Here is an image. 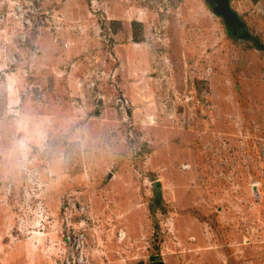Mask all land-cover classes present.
<instances>
[{
    "label": "rangeland",
    "instance_id": "obj_1",
    "mask_svg": "<svg viewBox=\"0 0 264 264\" xmlns=\"http://www.w3.org/2000/svg\"><path fill=\"white\" fill-rule=\"evenodd\" d=\"M157 261L264 264V50L204 0H0V264Z\"/></svg>",
    "mask_w": 264,
    "mask_h": 264
},
{
    "label": "water",
    "instance_id": "obj_2",
    "mask_svg": "<svg viewBox=\"0 0 264 264\" xmlns=\"http://www.w3.org/2000/svg\"><path fill=\"white\" fill-rule=\"evenodd\" d=\"M211 10L220 16L234 39H246L248 26L243 21L241 15L232 7L231 0H204ZM152 264H165L163 261H157Z\"/></svg>",
    "mask_w": 264,
    "mask_h": 264
},
{
    "label": "trees",
    "instance_id": "obj_3",
    "mask_svg": "<svg viewBox=\"0 0 264 264\" xmlns=\"http://www.w3.org/2000/svg\"><path fill=\"white\" fill-rule=\"evenodd\" d=\"M210 8V7H209ZM211 9V8H210ZM228 31V30H227ZM229 33V31H228ZM246 38L248 39H252L253 40V46L257 49H261L264 50V42H262L258 36H254L252 35L249 31H247V34L245 35ZM153 260H157L158 257L157 256H153L152 257Z\"/></svg>",
    "mask_w": 264,
    "mask_h": 264
},
{
    "label": "built area",
    "instance_id": "obj_4",
    "mask_svg": "<svg viewBox=\"0 0 264 264\" xmlns=\"http://www.w3.org/2000/svg\"><path fill=\"white\" fill-rule=\"evenodd\" d=\"M70 238V237H69Z\"/></svg>",
    "mask_w": 264,
    "mask_h": 264
},
{
    "label": "flooded vegetation",
    "instance_id": "obj_5",
    "mask_svg": "<svg viewBox=\"0 0 264 264\" xmlns=\"http://www.w3.org/2000/svg\"><path fill=\"white\" fill-rule=\"evenodd\" d=\"M156 261V260H155Z\"/></svg>",
    "mask_w": 264,
    "mask_h": 264
}]
</instances>
